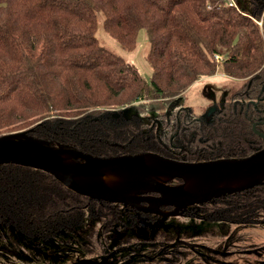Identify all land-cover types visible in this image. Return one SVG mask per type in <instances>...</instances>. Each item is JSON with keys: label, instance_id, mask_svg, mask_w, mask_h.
Listing matches in <instances>:
<instances>
[{"label": "trees", "instance_id": "16d2710c", "mask_svg": "<svg viewBox=\"0 0 264 264\" xmlns=\"http://www.w3.org/2000/svg\"><path fill=\"white\" fill-rule=\"evenodd\" d=\"M236 2L238 8L229 0H0V135L30 130L51 145L97 156L157 152L144 144L152 118L130 110L170 107L199 77L222 66L243 84L224 95L210 120L190 121L198 128L179 143L201 149L207 159L243 157L264 147L253 129L256 123L264 134V0ZM100 26L129 52L146 30L149 81L101 42ZM215 54L224 58L216 61ZM149 99L159 103L150 107ZM115 104L124 108L106 110ZM115 113L124 119L113 118ZM182 113L156 117L163 125L184 126ZM199 205L211 219L261 222L264 184ZM135 217L118 203L78 194L43 170L0 164V249L12 257L29 259L21 247L33 252L40 243L53 247L60 241L78 245L84 257L103 258L110 252L105 248L125 242L121 237H140L122 229ZM103 231L114 240L103 239ZM52 257L68 259L67 253ZM0 264L15 262L0 258Z\"/></svg>", "mask_w": 264, "mask_h": 264}, {"label": "water", "instance_id": "95a60500", "mask_svg": "<svg viewBox=\"0 0 264 264\" xmlns=\"http://www.w3.org/2000/svg\"><path fill=\"white\" fill-rule=\"evenodd\" d=\"M256 126L254 123L255 132L264 138ZM29 131L0 135V164L40 169L78 194L165 217L182 215L191 205L264 184V147L243 157L194 162L150 151L97 156L67 145H51L47 140L33 137ZM95 174L102 179L96 180ZM176 179L182 182L170 183ZM141 191L158 195L140 197ZM142 201L151 204V208L141 207ZM163 206L173 209L163 213L160 210Z\"/></svg>", "mask_w": 264, "mask_h": 264}, {"label": "flooded vegetation", "instance_id": "af4514ba", "mask_svg": "<svg viewBox=\"0 0 264 264\" xmlns=\"http://www.w3.org/2000/svg\"><path fill=\"white\" fill-rule=\"evenodd\" d=\"M201 94L205 98H207L209 103L208 105L206 104L207 106H205L199 112L198 110L195 109V112L192 113V107L195 108V106L186 105L183 102H181L182 97H180V99L177 100L175 103H172L169 109L166 110L167 112H169L168 115L173 110H178L179 112L183 111L185 118L188 119L187 121L188 124L184 126H172V125H167V123L163 125L162 121H160V119L157 118L156 115L155 117H151L152 118L151 126L148 129L143 130V135H144V140H145L144 144H147L146 149H155L157 150V152L155 151V153L161 154V152H163L165 154H161V155L165 157L182 160V161L194 162V161L213 160L212 158L207 159V156L200 152L201 149L195 152L189 147L179 143V140L181 138L187 137L189 131L196 130L198 128L197 125L189 126V122L190 121L201 122V121L210 120L212 116L211 114L214 113V111L217 109L218 104L224 101L223 99L224 95L229 94V92H223V93H220V95H218L212 88H209L203 84L201 88ZM131 113L138 115L140 118L148 119L147 116L140 114V112L137 114L135 111L130 110L129 114ZM112 117L118 118L120 120L124 119L123 115H121L120 117L119 116L116 117V115L112 114ZM179 130H183V131L179 132ZM147 151L154 152L153 150H147ZM147 151H141V152H147ZM158 151H161V152H158ZM192 158H195V160H193ZM180 182L182 181L174 180L170 183L178 184ZM138 195L140 197H149V196H157L158 194L152 193V192L141 191L138 193ZM120 205L127 212L136 216L134 218L136 220L133 223L130 222V219L127 220L125 223L123 222L122 229L126 230V232H130L131 230H133L134 232L141 234L143 238L121 237V238H128L130 241L134 242V246L129 245L128 246L129 248L121 247L118 245V242L116 241L115 245L112 246V249L109 250L110 252L105 254L103 258L99 257V258H96V260H93L91 256H87L84 258H89V261L78 260L76 262H73L72 264H112V263L114 264L116 261H118L121 264H134L133 262L136 260H137L136 264H149V262L152 263V260L157 259L158 254H162L164 251H167V252L170 251V253L172 254V251L175 249V247L172 248L170 246L169 249L162 248L161 250V249H158L157 247V241L150 240V239H154V238L156 239V236L158 232L160 231L165 232L167 235H173L171 228L182 226V225H176L174 223L170 224L171 222L167 221L168 219L174 216L165 217L163 215L156 214L150 211H145L144 209H141V208L139 209L137 207H132L130 205L128 206H124L123 204H120ZM139 205L144 208L146 207L151 208V204L149 205L146 201H142L141 203H139ZM172 209H173L172 206H163L161 207L160 210L161 212L164 213V212H169ZM201 209H202V206L199 204L189 206L181 216L184 218H189L190 223L186 224V222L184 221L180 222L181 224H183L184 231L189 230L190 228H192L193 230L194 229L196 230L204 229L206 226L211 227V228L215 227L218 230V231H215V229H213L214 237L210 238L209 242L189 241L190 244L188 247H182L184 252L190 250V248H199L200 250L199 252L203 257V261L200 264H233L232 261L223 259L221 257L222 255L218 257L217 254L215 253V252L220 251L218 250V247L219 245H222L221 243L223 241V238L220 236H218L217 238V235H222V236L231 235L230 231L227 230L229 225L234 226L235 228L239 226H248V225H254V224L264 225V223H261V222H240V221H234V220L211 219L206 213H204V211H201ZM196 219H198V222H196L197 221ZM3 225L6 226V230L10 229V227L7 226L5 222H3ZM2 227L3 226L0 225V228ZM0 231H3V230L0 229ZM190 237L194 238L193 234H190ZM224 239H227V236ZM8 241H11L10 238ZM178 241L181 242L180 240ZM40 244L43 245L42 243ZM170 244L172 243L167 244L166 247L169 246ZM244 246L247 247L246 244H244ZM234 247H235L234 245L230 247L231 248L230 252H232L235 257H238L240 255L244 257V255H246L245 252L247 248L235 247V249L233 250ZM223 248H226V247L223 246ZM3 249L4 248L0 249V253H2L5 256L6 254H9L6 252V250L3 251ZM21 250L22 252L20 253H22V255L26 254L23 249ZM212 252H214V254H212ZM224 253L225 252L222 251V254ZM241 253H245V254H241ZM249 253L257 254V250L251 249ZM53 256L55 257L57 255L55 254ZM228 259H231V258H228Z\"/></svg>", "mask_w": 264, "mask_h": 264}, {"label": "rangeland", "instance_id": "374dc122", "mask_svg": "<svg viewBox=\"0 0 264 264\" xmlns=\"http://www.w3.org/2000/svg\"><path fill=\"white\" fill-rule=\"evenodd\" d=\"M264 14V13H263ZM264 16V15H263ZM262 16V17H263ZM256 22L262 26V19L256 20ZM97 36L101 40V42L108 47L110 50L116 52L117 54L121 55L125 59H127L129 62H132L136 65V67L139 69L140 73L149 81L151 78V67L147 60V53L149 51V42H148V35L146 30L143 28L139 31L137 42H136V48L129 52L125 49H123L112 37H110L104 29L100 26L97 31ZM223 68L222 66H219L217 69V72L211 76H202L199 77L195 82L191 84V86L187 89L186 93L182 95L181 102H183L186 105L195 106V109L201 111L205 106L208 105L209 101L207 98H205L201 94V88L203 84L209 88H212L218 95L223 92H233L237 90L242 84L243 81L239 79H234L231 77L224 76L225 74L222 72ZM224 74V75H223ZM149 103H153L154 105H157L159 103V100H144ZM169 103V102H168ZM168 103L164 104L162 107L154 108L153 111H147L146 109H143L140 111V114L147 116L148 119L151 118L153 115H160L163 120L165 118H168V114L166 112L167 109H169ZM207 104V105H206ZM151 107V106H150ZM124 107L120 105H111L106 108V110H112L113 111H119L123 109ZM139 113V112H138ZM148 128V126H147ZM166 142V141H165ZM189 218H184L181 215H177L174 217H171L168 219V222H171L170 224L174 223L176 225H182L181 227H174L171 228L173 235H166L160 231L157 234L156 239H150V240H156L157 241V247L158 249L165 248L169 249L170 246L172 248L175 247V249L172 251V254L170 251H164L162 254L157 255V259L152 260V263L149 262V264H200L203 261V257L200 254L199 248H190L188 251H183L182 247H188L190 242H209L210 238H213L214 231H218L215 227H205L204 229H192L184 231L183 224L180 222L184 221L186 224L190 223ZM198 222V219H196ZM261 223H264V221H261ZM183 230V231H182ZM228 231H230L231 235H217L223 238L222 245H219L218 250L219 252H215L218 257H221L223 259H227L233 262V264H264V225L261 224H254V225H248V226H239L235 228L234 226H228ZM106 234V237H102L107 242L110 240H114L112 235L108 233V231H103ZM137 235H140L139 238H143L141 234L136 233ZM190 234H193L194 238L190 237ZM233 235V237H232ZM227 239H224L226 238ZM136 237V236H135ZM124 241H119L118 245L121 247H127L131 245L134 246V242L130 241L128 238H124ZM101 240V238H100ZM159 240H161L159 244ZM180 240L181 242H179ZM217 240V239H216ZM170 244L166 247L167 244ZM98 245L99 242H97ZM246 244L247 247L244 246ZM234 245L235 247H242L247 248L246 255L242 257V255L235 257L232 252H230V247ZM195 246V245H194ZM226 247V248H223ZM74 248H71L70 245L68 247L64 246L61 242L55 243V245L48 246V245H41L40 248H36L33 252H31L30 249L26 247H21L26 253H31L27 255L29 257L21 258H15V255L12 257L10 254L1 255L0 258H7L11 260L12 263L15 262V264H72L70 262V259L72 256L77 254V251H79L78 245H75ZM94 247H96L94 245ZM107 247V245H106ZM233 248V250L235 249ZM182 248V249H181ZM98 252V248H96ZM109 248H105V252H108ZM181 249V251H180ZM251 249L257 250V254H251L249 253ZM6 250L5 248L3 251ZM191 251V252H189ZM222 251L225 252L222 254ZM239 252V251H238ZM67 253L68 259L65 261L57 260L56 258H53V255H64ZM78 260H87L89 261V258H84L80 252H78ZM112 253V252H111ZM240 253V252H239ZM241 253V254H245ZM33 254V255H32ZM214 254V252H212ZM33 257H32V256ZM168 256V257H167ZM9 257V258H8ZM15 259V261L13 260ZM231 258V259H228Z\"/></svg>", "mask_w": 264, "mask_h": 264}, {"label": "built area", "instance_id": "2783aa9c", "mask_svg": "<svg viewBox=\"0 0 264 264\" xmlns=\"http://www.w3.org/2000/svg\"><path fill=\"white\" fill-rule=\"evenodd\" d=\"M229 4H230L231 6H236V7L238 8V5H237L236 0H229ZM260 20H261V19H260ZM223 58H224V55H222V54H215V55L213 56V59L216 60V61H221Z\"/></svg>", "mask_w": 264, "mask_h": 264}, {"label": "bare ground", "instance_id": "6f19581e", "mask_svg": "<svg viewBox=\"0 0 264 264\" xmlns=\"http://www.w3.org/2000/svg\"><path fill=\"white\" fill-rule=\"evenodd\" d=\"M95 179H96V180H101L102 177H100V176H98L97 174H95Z\"/></svg>", "mask_w": 264, "mask_h": 264}, {"label": "crops", "instance_id": "0c3cea01", "mask_svg": "<svg viewBox=\"0 0 264 264\" xmlns=\"http://www.w3.org/2000/svg\"><path fill=\"white\" fill-rule=\"evenodd\" d=\"M224 75V74H223ZM224 76H226V75H224ZM227 77V76H226Z\"/></svg>", "mask_w": 264, "mask_h": 264}]
</instances>
